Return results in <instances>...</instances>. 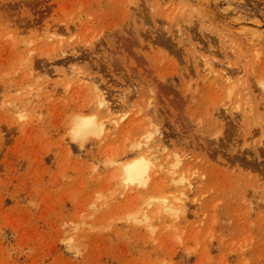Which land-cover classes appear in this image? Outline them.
<instances>
[{"label": "rangeland", "instance_id": "rangeland-1", "mask_svg": "<svg viewBox=\"0 0 264 264\" xmlns=\"http://www.w3.org/2000/svg\"><path fill=\"white\" fill-rule=\"evenodd\" d=\"M0 264H264V0H0Z\"/></svg>", "mask_w": 264, "mask_h": 264}, {"label": "bare ground", "instance_id": "bare-ground-1", "mask_svg": "<svg viewBox=\"0 0 264 264\" xmlns=\"http://www.w3.org/2000/svg\"><path fill=\"white\" fill-rule=\"evenodd\" d=\"M105 96V95H104ZM107 96V95H106ZM101 106H106L105 97L102 96ZM74 125V124H73ZM104 124H97L94 117L77 118L73 132L76 136H86L103 131ZM99 135V134H98ZM152 161V160H151ZM151 161L144 157H138L124 166V182L128 185H144L151 173Z\"/></svg>", "mask_w": 264, "mask_h": 264}]
</instances>
